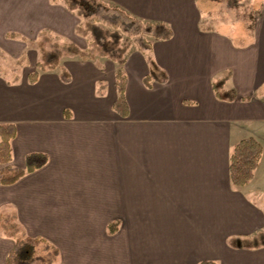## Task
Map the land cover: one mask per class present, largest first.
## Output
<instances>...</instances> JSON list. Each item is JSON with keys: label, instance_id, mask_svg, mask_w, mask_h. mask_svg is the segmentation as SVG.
<instances>
[{"label": "crops", "instance_id": "0c3cea01", "mask_svg": "<svg viewBox=\"0 0 264 264\" xmlns=\"http://www.w3.org/2000/svg\"><path fill=\"white\" fill-rule=\"evenodd\" d=\"M97 1L172 32L147 38L148 51L131 44L126 52L125 115L113 109L117 65L108 59L65 57L28 81L42 31L87 48L76 34L80 18L62 0H0V58L12 73H0V125L14 127L10 165L24 168L32 153L48 159L0 185V212L14 211L27 237L53 245L54 264H264V246H254L264 242V183L256 180L264 157V0L242 44L236 26H204L196 0ZM226 73L232 102L212 89ZM247 137L263 152L253 184L236 188L229 154ZM12 247L0 235V264Z\"/></svg>", "mask_w": 264, "mask_h": 264}, {"label": "trees", "instance_id": "16d2710c", "mask_svg": "<svg viewBox=\"0 0 264 264\" xmlns=\"http://www.w3.org/2000/svg\"><path fill=\"white\" fill-rule=\"evenodd\" d=\"M57 1V0H52ZM69 11L75 12L81 23L76 27V34L86 38L87 48L79 49L72 43H59L47 31L38 35L36 47L39 51V61L28 75V81H36L40 71L55 70L60 67V61L65 58H79L83 61H95L105 58L117 65L115 71L117 97L113 103L115 112L125 115L127 112L124 90L126 76L122 69L124 56L131 44H136L140 51H148L151 47L147 38L168 40L171 30L163 24H150L136 20L119 9L109 8L97 0H62ZM13 36V35H10ZM228 73L212 83V89L217 99L232 102L236 93L224 87ZM151 75L145 83L150 84ZM104 83H98L97 92L101 93ZM14 127L0 125V164L5 166L0 171V185L7 186L16 183L24 175L42 168L47 163L44 154L32 153L25 157L24 168L12 167V139ZM262 146L253 137L239 140L229 154V179L233 187L240 188L249 184L254 172L259 166L262 156ZM118 224L113 222L107 227L109 234H114ZM0 235L13 241V247L8 253L5 264H54L58 250L40 238H30L24 234L17 222L14 211L0 212ZM254 246H264V242L255 241ZM199 264H216L203 261Z\"/></svg>", "mask_w": 264, "mask_h": 264}, {"label": "rangeland", "instance_id": "374dc122", "mask_svg": "<svg viewBox=\"0 0 264 264\" xmlns=\"http://www.w3.org/2000/svg\"><path fill=\"white\" fill-rule=\"evenodd\" d=\"M261 1L262 0H196L198 8L202 12V24L209 29L218 30L215 22L220 20L226 32L233 31L232 27L236 26V33L239 37L236 39V42L240 44L248 42L250 37H252V30H254L255 27L254 22L262 9ZM8 62L15 63L12 60H8ZM10 66L11 65L7 66V62L0 58V73L2 75L11 76ZM27 67H29L28 63L23 67H16L19 72L18 74H23L24 69ZM247 134V132H244L243 136H248ZM260 178H262V183H264V157L260 170L256 174V180H260ZM252 184L253 182H250L248 185L251 186ZM260 198H262V205L264 206V193ZM252 199L255 201L254 198Z\"/></svg>", "mask_w": 264, "mask_h": 264}]
</instances>
